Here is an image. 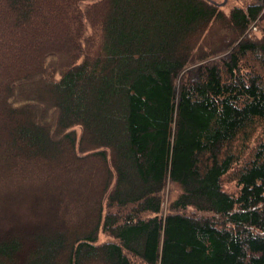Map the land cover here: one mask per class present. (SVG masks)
Masks as SVG:
<instances>
[{"label": "trees", "instance_id": "obj_1", "mask_svg": "<svg viewBox=\"0 0 264 264\" xmlns=\"http://www.w3.org/2000/svg\"><path fill=\"white\" fill-rule=\"evenodd\" d=\"M85 1L0 0V264H264L261 8Z\"/></svg>", "mask_w": 264, "mask_h": 264}, {"label": "rangeland", "instance_id": "obj_2", "mask_svg": "<svg viewBox=\"0 0 264 264\" xmlns=\"http://www.w3.org/2000/svg\"><path fill=\"white\" fill-rule=\"evenodd\" d=\"M95 1V0H87L85 2H83L81 4L82 8H85L87 7L88 5L92 4V2ZM219 2H222L223 0H217ZM231 3L223 8L222 12H224L225 15H228L231 10L237 5V7H240L241 5H244L247 3L246 0H240L238 1V3L234 2L233 0H230ZM253 1V0H251ZM255 1V0H254ZM261 10H260V14L258 15V18L257 20L253 21L251 23V25L249 26V28L247 29L246 31V34H248V36L253 39V40H260L264 37V5L260 6ZM87 33H91V30H89ZM238 33L236 31H233V35H237ZM232 35V34H231ZM240 36V35H239ZM228 51L229 50H225V51H221V52H218V53H215L213 54L209 59V61H213V60H216V61H219L223 58V56L227 55L228 54ZM210 53V51H209ZM205 62L207 61H196V62H193L191 63L190 67L192 71H196L201 65H203ZM190 70V71H191ZM183 77V76H181ZM178 83H180V79L178 80ZM260 131V130H259ZM258 132H256V134L254 135L253 139H252V142L250 144L251 145H255V143L257 142V138L260 139V136L261 134L258 135ZM1 145V144H0ZM3 151V148L1 150V153ZM223 185H224V188L229 191V192H237L238 191V186H237V183L235 180H233L231 174H229L228 176L225 177V179L223 180ZM180 194V187L178 184L176 183H173V182H169L167 184V187H166V190L164 192V200H165V212H167L169 210V207L172 203L173 200H175L178 195ZM189 212H193L192 209L190 208L188 210ZM109 237L106 235V234H101L100 236V241H106L108 240ZM135 263L137 264H144L138 260L135 261Z\"/></svg>", "mask_w": 264, "mask_h": 264}, {"label": "flooded vegetation", "instance_id": "obj_3", "mask_svg": "<svg viewBox=\"0 0 264 264\" xmlns=\"http://www.w3.org/2000/svg\"><path fill=\"white\" fill-rule=\"evenodd\" d=\"M215 1H216V4L219 5V7H222V8L227 7L231 3L230 0H223L222 2H219L217 0H215ZM233 1L238 3V1H240V0H233ZM246 1H247L246 4L240 6L241 8L249 9L250 7H260V6L264 5V0H255V1L254 0L253 1L246 0Z\"/></svg>", "mask_w": 264, "mask_h": 264}]
</instances>
